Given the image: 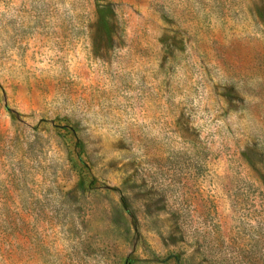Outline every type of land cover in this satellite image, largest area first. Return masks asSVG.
Listing matches in <instances>:
<instances>
[{
	"label": "rangeland",
	"instance_id": "rangeland-1",
	"mask_svg": "<svg viewBox=\"0 0 264 264\" xmlns=\"http://www.w3.org/2000/svg\"><path fill=\"white\" fill-rule=\"evenodd\" d=\"M0 264H264V0H0Z\"/></svg>",
	"mask_w": 264,
	"mask_h": 264
}]
</instances>
